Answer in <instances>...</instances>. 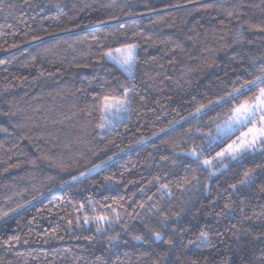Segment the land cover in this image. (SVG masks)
Wrapping results in <instances>:
<instances>
[{
  "label": "trees",
  "instance_id": "1",
  "mask_svg": "<svg viewBox=\"0 0 264 264\" xmlns=\"http://www.w3.org/2000/svg\"><path fill=\"white\" fill-rule=\"evenodd\" d=\"M0 8V210L9 212L0 219V264H112L117 256L122 264H264V167H255L264 161L249 157L209 178L184 155L188 129L208 131L210 119L190 113L230 91L233 68L264 53V33L249 30L264 23V0H2ZM229 11L243 22L241 43ZM125 42L138 45L132 77L100 58L101 43ZM121 85L139 95L102 134L100 113L82 109ZM252 167L256 179L232 196L234 211L218 215L228 185ZM193 174L200 181L188 191ZM97 214L113 220L101 232ZM200 231L214 247L188 246ZM155 232L171 236V248L151 243Z\"/></svg>",
  "mask_w": 264,
  "mask_h": 264
},
{
  "label": "snow or ice",
  "instance_id": "2",
  "mask_svg": "<svg viewBox=\"0 0 264 264\" xmlns=\"http://www.w3.org/2000/svg\"><path fill=\"white\" fill-rule=\"evenodd\" d=\"M25 3H28V0H25ZM204 7L211 8L212 4H206ZM0 11H3V9L0 8ZM127 14L131 15L132 13L129 12ZM228 15L232 17L236 14L233 11H229ZM236 18L238 23H240V28L233 31H235V41L241 43L245 39L243 22L239 21L238 15H236ZM221 23L223 24L224 21H221ZM8 27L11 28L12 25L9 24ZM63 30L67 31V29ZM249 30L264 33V23L259 25L250 24ZM39 39H41L39 36L33 37V40ZM93 39L99 40V37L94 36ZM15 46L13 45V47ZM99 47L102 50L100 53L101 59L116 65L128 77L133 76L134 69L138 63V45L135 42H125L121 46L108 48H105L101 43ZM232 58L236 59L235 53L232 54ZM0 63H4V61H0ZM233 71L239 74L232 78L234 82L230 81L232 83L230 91L226 89L224 94L219 95L215 100H210L206 104H198L195 112L190 113V116L197 121L210 118L207 125L208 131H204L203 128H197L196 133L192 134V130L188 129L191 147L184 152L185 156L191 157L189 166L195 165L203 169L207 172L209 178L215 176L219 171L228 169L230 166L244 167V161L249 157L253 159L259 158L264 161V53L259 56H251L247 65H243L241 62V67L239 69L233 68ZM40 75L43 76L44 72L41 71ZM24 79H27V77H24ZM120 88L123 90L118 91L116 87H111L93 96L91 102L82 109L88 116H92L94 111L100 113V122L97 127L101 129L102 134L106 129L114 130L117 127V123L122 121L125 115L131 111L134 98L139 95L134 88H124L123 85ZM140 99L143 100L144 97H140ZM213 113L216 115L213 116ZM185 119L188 118L186 117ZM221 119H223V123L220 122ZM177 124L182 125L183 121H177ZM172 130L175 131L176 128L172 127ZM162 131L167 132L169 130L162 129ZM196 137H199L201 143H196ZM147 139L152 138L149 137ZM185 147L188 146L186 145ZM255 167H264V164H257ZM255 167L245 168L243 175L236 182L228 185L232 189V193L225 197V202L217 213L218 215H231L234 211L232 196L240 195L241 189L248 188L253 184L256 179ZM99 168L100 166L97 165L96 168L90 169V172L98 171ZM193 172H195V169H193ZM87 175L88 173H81V177ZM79 178L74 177L73 179ZM199 181L200 177L193 174L190 179L186 176L183 183L184 185H191L192 187L187 189L191 191ZM177 186L179 187V185ZM183 190L181 188V191ZM158 191H162L163 194L169 197L171 196V189L167 183L160 184ZM244 203V200L240 201V213L242 216L245 215ZM140 206L143 207V205ZM81 208H83V205H81ZM113 212H115L114 209ZM8 215L9 212L0 210V219ZM115 215L119 219V213ZM92 219L96 222L97 232L103 230L105 223L111 224L113 222L111 217L101 214L95 215ZM164 219L166 222L168 217L165 215ZM84 222H89L88 216L84 217ZM69 224H71V221H69ZM173 232H176V229H173ZM177 235H182V233H177ZM235 238L239 239L238 236ZM18 239V236H13L4 241V243L10 244L12 240ZM108 239L110 241L109 249H113L114 245L120 242L119 234L109 236ZM134 239L145 242L141 236H136ZM150 242L154 244L163 242L169 245V248L174 244L171 236L166 237L161 232H155ZM188 246L195 249H206L215 245L212 243L208 231H200L196 240L188 241ZM260 258L264 261V249L261 250ZM112 264H122L119 256L116 257ZM156 264H159V261Z\"/></svg>",
  "mask_w": 264,
  "mask_h": 264
},
{
  "label": "rangeland",
  "instance_id": "3",
  "mask_svg": "<svg viewBox=\"0 0 264 264\" xmlns=\"http://www.w3.org/2000/svg\"><path fill=\"white\" fill-rule=\"evenodd\" d=\"M100 169V168H99ZM96 172V171H95Z\"/></svg>",
  "mask_w": 264,
  "mask_h": 264
}]
</instances>
